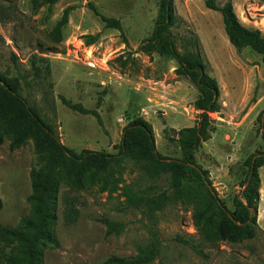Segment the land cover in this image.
<instances>
[{"label": "rangeland", "instance_id": "obj_1", "mask_svg": "<svg viewBox=\"0 0 264 264\" xmlns=\"http://www.w3.org/2000/svg\"><path fill=\"white\" fill-rule=\"evenodd\" d=\"M33 1L0 0V72L18 83L19 95L54 130L60 142L77 153L90 150L117 154L124 128L142 118L153 127L157 150L166 157L180 158L178 143L166 139L164 130L196 125L200 111L194 103L199 94L185 77L175 74L178 64L174 59L139 50L154 31L160 0H60L51 12L48 6L34 9ZM216 1L223 6L229 0ZM232 2L241 22L264 35V0ZM91 5L107 17L120 19L122 31L106 28ZM70 6L75 10L63 29L62 43L56 44L51 33ZM175 6L181 19L171 31L178 50L197 51L191 44L193 35H197L199 51L209 62V72L218 80L223 95L222 115H210L216 131L194 156L209 173L220 199L234 210V198L245 188L246 160L264 152L262 56L250 48L238 54L226 35L221 13L208 9L204 0H175ZM33 55L50 60L49 80L35 77ZM60 96L88 109H96L102 96L98 111L103 125L92 115L72 111ZM259 100L260 107L249 116ZM0 135V226H15L30 211V174L34 168H45L47 153L39 150L33 136L13 149L18 132L8 129L3 119ZM262 169L259 173L264 193ZM151 184L140 166L127 159L112 164L88 190L76 193L63 188L56 228L59 246L46 251L44 264H107L111 257H135L138 247L152 238L151 222L141 211L127 207L125 192L145 190ZM159 186L174 193L166 181ZM67 197L77 200L78 218L74 223L64 217ZM204 210L207 217L223 218L206 191L185 180L183 199L157 214L161 253L152 264H264V222L259 224L253 241L241 245L205 243L204 255L178 243L177 237L199 239L192 214ZM101 219L122 224L123 232L108 235Z\"/></svg>", "mask_w": 264, "mask_h": 264}, {"label": "trees", "instance_id": "obj_2", "mask_svg": "<svg viewBox=\"0 0 264 264\" xmlns=\"http://www.w3.org/2000/svg\"><path fill=\"white\" fill-rule=\"evenodd\" d=\"M60 0H34V9L48 6L49 12ZM205 6L221 13L224 29L230 44L238 54L250 48L262 56L264 65V35L259 29L246 27L235 12L232 0L219 6L216 0H204ZM94 13L105 24L106 28L122 31L120 19L107 17L91 5ZM75 6L65 9L61 20L55 25L51 37L54 43L63 41V29L69 23L71 12ZM175 0H160L158 18L152 35L143 41L140 51L147 55L155 53L160 56L174 59L178 66L175 74L185 77L197 90L199 96L194 103L200 111L199 120L193 127L180 130L165 128V138L177 142L181 157L173 158L162 155L156 147L152 125L142 118L132 120L123 131V137L118 146L117 154L83 150L80 153L63 145L48 126L18 93V83L12 82L7 75L0 72V119L7 123L10 130H16L18 135L13 138L12 148L21 147L28 136L37 138L39 150L46 152V166L31 171L32 192L27 201L30 205L28 215L22 217L15 226H0V264H44L45 253L48 249L59 246L57 236V222L59 213L60 193L63 188L69 192L79 193L90 189L105 174L112 164L123 160H130L140 166L141 170L152 182L145 190L128 189L125 192L127 207L136 209L148 216L151 240L138 247L135 257H111L107 264H152L161 253V242L157 225V214L175 205L183 199L184 181L199 184L217 204L223 218L217 220L207 217V211H198L192 214L193 225L199 239L177 237L178 243L189 247L199 255L203 254L202 245L205 243H229L241 245L253 241L258 235V208L260 202L261 177L259 170L264 167V152L251 155L245 162L247 173L245 188L240 196L233 201L234 210L228 208L212 184L209 173L197 163L194 152L203 142L211 139V114L221 113V88L218 80L209 72V62L205 61L199 49L200 39L197 35L191 40L197 51L187 50L181 53L178 50L172 29L180 22ZM91 44V43H90ZM125 45L128 46L127 41ZM32 70L35 77L49 80L51 77V63L48 58L33 55L31 58ZM53 87V84H49ZM62 103L74 112L94 116L99 125L103 120L98 111L103 104L100 96L96 109H88L81 103H73L64 96H60ZM254 102V101H253ZM263 114L259 115L262 121ZM3 137L0 135V145ZM111 178V177H110ZM110 178L105 179L108 181ZM166 181L174 193L162 190L159 183ZM108 184L105 186L107 188ZM75 198L67 197L64 200V217L68 223L76 222L78 210ZM3 208L0 199V211ZM106 225L107 234L122 233V224L101 219Z\"/></svg>", "mask_w": 264, "mask_h": 264}, {"label": "crops", "instance_id": "obj_3", "mask_svg": "<svg viewBox=\"0 0 264 264\" xmlns=\"http://www.w3.org/2000/svg\"><path fill=\"white\" fill-rule=\"evenodd\" d=\"M221 92H222V88H221ZM222 98H223V95L221 94V98L220 99L222 100ZM260 105H261V100H259L258 103L255 105V107L250 110L248 115L250 116L252 114V112H254V110H256L257 108L260 107ZM216 114L222 115V113H216ZM216 114H212V115H216ZM221 120H223V118H221ZM224 122H226V121H224ZM213 139L214 138H212V140ZM262 170H263L262 173H264V169H262ZM260 192L261 193H260V202H259V208H258V214H259L258 216H259V224L261 226V224L264 222V193H263V188H261Z\"/></svg>", "mask_w": 264, "mask_h": 264}]
</instances>
